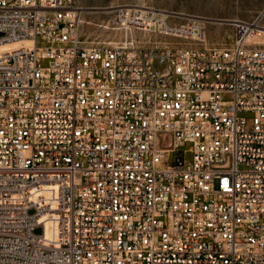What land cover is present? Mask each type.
Here are the masks:
<instances>
[{
	"label": "built area",
	"instance_id": "obj_1",
	"mask_svg": "<svg viewBox=\"0 0 264 264\" xmlns=\"http://www.w3.org/2000/svg\"><path fill=\"white\" fill-rule=\"evenodd\" d=\"M83 11L0 0V264H264V9L226 46L123 9L152 47Z\"/></svg>",
	"mask_w": 264,
	"mask_h": 264
},
{
	"label": "rangeland",
	"instance_id": "obj_2",
	"mask_svg": "<svg viewBox=\"0 0 264 264\" xmlns=\"http://www.w3.org/2000/svg\"><path fill=\"white\" fill-rule=\"evenodd\" d=\"M83 6L82 37L89 43L110 44L134 39L144 47L180 40L156 31L127 26L119 20L122 9L154 7L169 14L170 23H181L187 13L206 16L202 45H230L234 37L232 19H251L264 9V0H79ZM264 24V16L262 20ZM264 40V35L262 37ZM39 232V229L36 230Z\"/></svg>",
	"mask_w": 264,
	"mask_h": 264
},
{
	"label": "bare ground",
	"instance_id": "obj_3",
	"mask_svg": "<svg viewBox=\"0 0 264 264\" xmlns=\"http://www.w3.org/2000/svg\"><path fill=\"white\" fill-rule=\"evenodd\" d=\"M123 10V9H122ZM120 10L119 11V20L121 23H125V24H128L129 23V16L126 15L124 12L125 11H122ZM27 41H16V42H13V43H4V44H1L0 45V50H3V49H10V48H17V47H21L23 45H27Z\"/></svg>",
	"mask_w": 264,
	"mask_h": 264
}]
</instances>
